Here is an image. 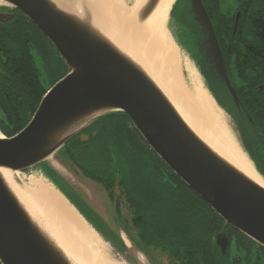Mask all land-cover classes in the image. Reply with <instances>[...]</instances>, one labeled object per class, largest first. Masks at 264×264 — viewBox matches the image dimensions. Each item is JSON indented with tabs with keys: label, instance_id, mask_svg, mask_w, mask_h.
Wrapping results in <instances>:
<instances>
[{
	"label": "water",
	"instance_id": "water-1",
	"mask_svg": "<svg viewBox=\"0 0 264 264\" xmlns=\"http://www.w3.org/2000/svg\"><path fill=\"white\" fill-rule=\"evenodd\" d=\"M157 0H151L148 15ZM21 12L68 69L41 99L25 128L0 137V264H75L18 198L4 173L44 163L93 122L125 114L150 150L226 225L264 248V187L207 144L149 75L95 24L89 9L53 0H0ZM190 9L205 35L206 57L230 88L213 26L201 0ZM13 17L0 12V22ZM237 21L235 23L236 27ZM17 185L21 182L14 176ZM215 243L226 255L229 239Z\"/></svg>",
	"mask_w": 264,
	"mask_h": 264
},
{
	"label": "trees",
	"instance_id": "trees-1",
	"mask_svg": "<svg viewBox=\"0 0 264 264\" xmlns=\"http://www.w3.org/2000/svg\"><path fill=\"white\" fill-rule=\"evenodd\" d=\"M204 2L210 4L218 23L216 35L221 48L225 41L235 49L239 45H257L264 55V0H244L240 4L239 10L245 17L240 19L233 37L232 27L222 30L226 21L218 14L217 0ZM177 3L171 10L172 16ZM15 12L14 18L0 22V132L7 138L25 128L48 90L41 80L36 57H45L50 49L65 66L40 31L21 12ZM186 15L187 11L182 13L181 22L198 34V60L204 75L210 80L200 32ZM67 72L65 66L64 75ZM209 89L216 103L222 107L212 85ZM130 124L123 113L104 116L89 126L97 131V135L91 137L88 144L81 143L76 136L59 152L64 151V159L71 167H81L86 176L102 184L115 204L123 201L129 208L130 219L127 222L132 224L135 237L130 236L128 228L124 233L129 235L134 247L147 256L149 250L158 251L167 264H264V248L226 225L148 150L140 134L132 124L130 128ZM51 177L56 188L84 214L73 200L75 194H69L70 186L63 179ZM114 185L118 190L116 200ZM149 187L152 189H147ZM96 230L117 252L126 250L119 237L114 234L106 237L101 229ZM219 235L229 239L225 256L221 255L215 243Z\"/></svg>",
	"mask_w": 264,
	"mask_h": 264
},
{
	"label": "bare ground",
	"instance_id": "bare-ground-1",
	"mask_svg": "<svg viewBox=\"0 0 264 264\" xmlns=\"http://www.w3.org/2000/svg\"><path fill=\"white\" fill-rule=\"evenodd\" d=\"M53 1L71 11L79 10L77 3L89 9L95 24L163 90L185 122L247 177L264 187V180L228 132L223 133V137L213 138L198 125L200 120H192L171 97L169 87L175 85L173 73L180 66L178 50L165 28V21L176 0H158L148 15L138 16L124 13L117 0ZM4 175L28 211L73 263L124 264L106 253L98 235L51 184L29 177L27 184L20 180L21 185H17L13 178L18 177V173L5 172Z\"/></svg>",
	"mask_w": 264,
	"mask_h": 264
},
{
	"label": "rangeland",
	"instance_id": "rangeland-1",
	"mask_svg": "<svg viewBox=\"0 0 264 264\" xmlns=\"http://www.w3.org/2000/svg\"><path fill=\"white\" fill-rule=\"evenodd\" d=\"M117 1L119 3L118 7L124 13H129L131 16H138L145 13L151 0ZM177 1L179 2L175 9L174 16L170 13L165 21V28L170 34L174 45L177 47L180 66L177 71L173 73L175 76V85L170 86L172 88L169 87L171 97L176 100L181 109L187 113L192 120H196V122L200 120L198 125L208 130L209 135L212 134L213 138H217L220 136L223 137V133L228 132L243 152L229 114L216 103L209 89L211 85L210 80L204 75V71L198 60L196 49V35L198 36V34L189 30L187 25L182 27L179 21L177 22L176 18H180L182 13L188 11V0H176V2ZM218 2L217 8L219 13L230 11L235 4L234 0H217V3ZM0 7L5 8L8 6L0 5ZM151 10H153V8ZM36 64L45 88H51L53 85L52 83L65 74V66L50 49L45 53V57L40 55L36 57ZM129 127L132 128V125L130 124ZM146 147L150 151L149 147ZM63 155L64 151L62 150L56 155L48 158L42 165L24 172H19L17 178L24 184H27L26 182L29 177L42 179L51 184L56 190L58 189L50 180V175L55 177V179L56 177L61 180L63 179L66 184L70 186L71 191H67L69 194H75L76 197L73 196V200L78 204L85 215L82 214L81 211L59 190L58 192L98 235L106 253L121 260L124 264H167L165 257L161 256L158 251H153V249L149 250V255L147 256L142 250L134 247L129 239V235L126 232V234L124 233V230L128 228L130 236L135 237V231L131 230L133 229L132 224L127 222L130 219L129 208L123 201H118L116 205L115 202L109 198L108 192L102 184L86 176L80 169L81 167H71L69 162L64 159ZM150 159L149 156V160ZM118 160H120V158ZM116 170L119 171V168L117 167ZM116 187L117 185H114L112 188L115 200L118 195ZM64 189H66V185ZM147 189L152 188L149 187ZM95 227L101 229L106 237H109L111 234H114L115 237H119L126 250L117 252L113 246L98 233Z\"/></svg>",
	"mask_w": 264,
	"mask_h": 264
},
{
	"label": "flooded vegetation",
	"instance_id": "flooded-vegetation-1",
	"mask_svg": "<svg viewBox=\"0 0 264 264\" xmlns=\"http://www.w3.org/2000/svg\"><path fill=\"white\" fill-rule=\"evenodd\" d=\"M201 2L209 16L217 39L216 28L218 23L210 10V4L205 3L204 0ZM243 2L244 0H234L235 4L230 11L220 13L218 11L219 16L223 18L224 22L226 21V27H223L222 30L232 27L231 37L235 34L240 19L243 20L245 17V14L239 10V6ZM188 3L186 16L191 20L195 29L199 30L205 50V35L201 23L194 18L190 9V0ZM0 11L12 13L13 18L16 15L12 8L0 7ZM181 16L176 19L183 27L186 25L181 22ZM217 42L222 54L226 76L234 94L227 87L225 81L216 76L213 65L209 63L206 57L207 66L210 70V83L222 103V109L229 114L232 120L243 153L264 180V55L259 51L260 46L257 45H239L235 49L233 45H227V41H225V46L221 48L218 39ZM83 135L87 136V140L80 142L88 144L90 138L97 135V131H93L92 127H89L83 132ZM78 137L80 140V136ZM49 178L54 183L53 178L51 176Z\"/></svg>",
	"mask_w": 264,
	"mask_h": 264
}]
</instances>
